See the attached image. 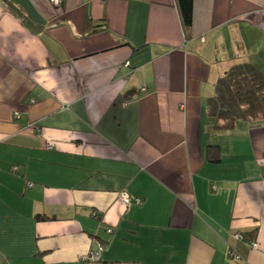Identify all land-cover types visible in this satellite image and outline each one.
Masks as SVG:
<instances>
[{"label": "crops", "instance_id": "crops-1", "mask_svg": "<svg viewBox=\"0 0 264 264\" xmlns=\"http://www.w3.org/2000/svg\"><path fill=\"white\" fill-rule=\"evenodd\" d=\"M238 63L264 0H192L187 34L175 0H0V264H264V121L205 111Z\"/></svg>", "mask_w": 264, "mask_h": 264}, {"label": "trees", "instance_id": "trees-1", "mask_svg": "<svg viewBox=\"0 0 264 264\" xmlns=\"http://www.w3.org/2000/svg\"><path fill=\"white\" fill-rule=\"evenodd\" d=\"M180 22L187 34L192 25V0H175ZM205 111L217 131L233 130L238 122L264 121V75L250 63L233 65L215 83ZM209 160L217 162V147L209 146ZM36 220L46 218L36 216Z\"/></svg>", "mask_w": 264, "mask_h": 264}, {"label": "built area", "instance_id": "built-area-1", "mask_svg": "<svg viewBox=\"0 0 264 264\" xmlns=\"http://www.w3.org/2000/svg\"><path fill=\"white\" fill-rule=\"evenodd\" d=\"M48 2H49L53 7L57 8V7H59V6L62 4L63 0H48ZM128 65H129V64L126 63V64L124 65V67H128ZM140 91H141L142 93H144L146 90H145V88H141ZM52 148H53L52 144H48V145H47V149L50 150V149H52ZM13 170H16V168H13ZM31 186H32V185L29 184V187H31ZM120 201H121V203H122L125 207H129V206H131L132 204L139 205V204L141 203V200H140L139 198H131L126 192H122V193L120 194ZM110 232H111V231L108 230L107 233H110ZM233 238H234L236 241H238V242H242V243H244V244H245L249 249H251V250H255V249L258 248V244H257L256 242H248V241H246L244 235L241 234V233H239V232L233 234ZM100 250H101V248L98 249V251H96V252H94V253H90V254H88V256H86V257L82 260V262H83L84 264H92V263L97 262V261L99 260V252H100ZM234 258H235V260H237V261H239V259H240L237 255H235Z\"/></svg>", "mask_w": 264, "mask_h": 264}]
</instances>
